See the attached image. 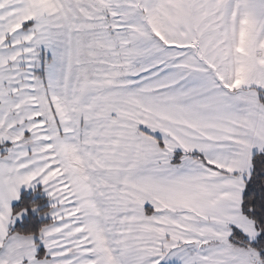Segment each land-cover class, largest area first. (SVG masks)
Segmentation results:
<instances>
[{
	"label": "snow or ice",
	"instance_id": "obj_1",
	"mask_svg": "<svg viewBox=\"0 0 264 264\" xmlns=\"http://www.w3.org/2000/svg\"><path fill=\"white\" fill-rule=\"evenodd\" d=\"M262 98L264 0H0V264H264Z\"/></svg>",
	"mask_w": 264,
	"mask_h": 264
},
{
	"label": "trees",
	"instance_id": "obj_2",
	"mask_svg": "<svg viewBox=\"0 0 264 264\" xmlns=\"http://www.w3.org/2000/svg\"><path fill=\"white\" fill-rule=\"evenodd\" d=\"M33 207H35V211H33ZM11 209L14 214L26 210L12 225L15 231L35 230L51 221L50 216L45 215L50 212L51 207L49 206V199L42 192V189L21 191L18 200L13 203ZM253 246H264V234L258 238L256 243H253Z\"/></svg>",
	"mask_w": 264,
	"mask_h": 264
},
{
	"label": "rangeland",
	"instance_id": "obj_3",
	"mask_svg": "<svg viewBox=\"0 0 264 264\" xmlns=\"http://www.w3.org/2000/svg\"><path fill=\"white\" fill-rule=\"evenodd\" d=\"M263 102H264V98H263ZM141 129L144 130L141 126ZM155 138H157L158 140H161L162 139V134L161 133H155V134H152ZM10 146V145H9ZM178 154H179V150H177V157H174V163L177 162V159H178ZM37 189H42V192L45 194V196L49 199V206L52 207V201L50 200V197L49 195L44 191V186L43 185H40V184H35L34 186H21L20 189H19V193H18V198H19V195H20V192L21 191H35ZM12 203V201L10 202V204ZM146 207H148V205H146ZM50 219H51V216H50ZM259 238V237H258ZM257 238V240H258ZM257 241L253 242V243H256ZM169 264H176V261H171L169 262Z\"/></svg>",
	"mask_w": 264,
	"mask_h": 264
},
{
	"label": "crops",
	"instance_id": "obj_4",
	"mask_svg": "<svg viewBox=\"0 0 264 264\" xmlns=\"http://www.w3.org/2000/svg\"><path fill=\"white\" fill-rule=\"evenodd\" d=\"M262 102H263V98H262ZM142 128H143V126H142ZM157 133H159V132H157ZM153 134H155V133H153ZM17 200L18 199L12 201V203L10 204V208H12L13 203L16 202Z\"/></svg>",
	"mask_w": 264,
	"mask_h": 264
}]
</instances>
